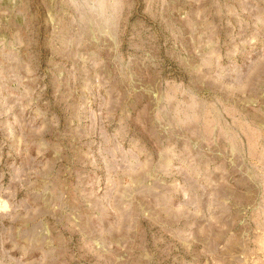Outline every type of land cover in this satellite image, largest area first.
<instances>
[{
  "label": "rangeland",
  "instance_id": "obj_1",
  "mask_svg": "<svg viewBox=\"0 0 264 264\" xmlns=\"http://www.w3.org/2000/svg\"><path fill=\"white\" fill-rule=\"evenodd\" d=\"M0 264H264V0H0Z\"/></svg>",
  "mask_w": 264,
  "mask_h": 264
}]
</instances>
